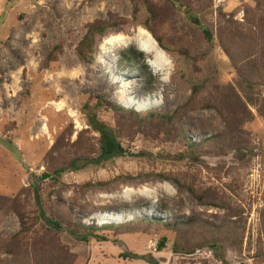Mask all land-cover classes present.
Segmentation results:
<instances>
[{
	"label": "rangeland",
	"instance_id": "1",
	"mask_svg": "<svg viewBox=\"0 0 264 264\" xmlns=\"http://www.w3.org/2000/svg\"><path fill=\"white\" fill-rule=\"evenodd\" d=\"M95 20L109 25L87 63L76 45ZM263 57L264 0H0V264H151L126 252L151 254L156 264H224L222 255L228 264H264V85L247 88L237 72L259 68ZM96 96L126 153L40 183L48 214L107 238L79 241L35 219L30 174L97 155L98 135L81 109ZM113 104L139 118L171 116V125L156 119L139 131ZM221 131L246 139L244 162L216 143L201 164L168 157L182 141ZM191 183L208 190L207 203L191 195ZM192 217L199 225L186 233L151 224ZM207 230L222 242L203 245Z\"/></svg>",
	"mask_w": 264,
	"mask_h": 264
},
{
	"label": "trees",
	"instance_id": "2",
	"mask_svg": "<svg viewBox=\"0 0 264 264\" xmlns=\"http://www.w3.org/2000/svg\"><path fill=\"white\" fill-rule=\"evenodd\" d=\"M10 1V0H7ZM263 1V0H262ZM148 22V21H146ZM109 25L104 24L103 22H100L99 20H95L92 23L88 24L86 26V32L85 34L81 37V39L78 41L76 45V55L79 58L80 61L84 62H91L93 60V55H94V47H95V38L97 36L103 37L105 36L106 29L108 28ZM112 26H118L117 22H113L110 24ZM203 36L206 39L207 42H211L213 40V35L208 29H203ZM263 34V33H261ZM154 39L158 43L159 46H161V39L153 34ZM134 54V52H132ZM230 59L233 61V58L231 56V53L228 51ZM122 54L126 57V60L129 61L131 59V54H125L122 52ZM51 55V53H50ZM262 63L260 64V67L258 68L255 66L254 63L249 64V70H238L237 72L239 75H241L243 78H246L244 80L248 85L246 86L247 88H251L254 90L253 85L254 84H259V85H264V57L262 60ZM246 73V74H245ZM241 77V78H242ZM248 77V78H247ZM254 83V84H253ZM199 90L198 86H193L192 88V94H196ZM191 94V95H192ZM94 104H89L85 103L83 104L82 108L85 110V120L88 125V127L98 135V143H99V148H98V153L95 157H75L72 158L65 166H59L55 167L47 172H43L40 175H35V174H30V177L32 178V183L31 187L33 190V196H34V201L37 209V214L35 216V219L38 222H42L43 225L46 227L55 230L57 232H65L67 233L71 238L79 241H88L89 239H95L97 241H105L107 238L103 236L102 234H98L95 232L93 227H87V226H80L74 224L72 220L68 224H65L62 220L59 218H56L54 215L48 214V211L45 209V207L42 204L41 197H40V183L45 180L51 181L53 184L58 183L62 177V174L66 172L67 170L70 171H78L80 169L85 168L88 165H102L104 162L109 161L114 158H118L123 156L126 151L125 148L122 146V142L120 137L118 136L116 130L100 119L98 112L104 107V102L101 100L99 96H96L94 98ZM224 102H222L221 108H223ZM188 105V104H187ZM123 105H112V109L120 112H125L127 113L126 115H130L131 117L133 116V119L136 122H139V125L136 127L139 131H150L153 129L154 125H158L154 123L156 119L159 121H164L165 125L169 126V122L171 123V116H159V118L153 117V114H147L143 118H139L136 115V112L131 109H126L122 107ZM210 107H214L216 109H219L217 105L211 104ZM220 110V109H219ZM261 111L264 114V104L261 106ZM148 120V121H147ZM150 121V122H149ZM152 122V123H151ZM176 123H181L180 122V117L178 115ZM174 123V124H176ZM181 130V127H180ZM164 132L167 133L166 130H163ZM174 128L171 129V127L168 128V135L172 136L173 135ZM216 141V142H214ZM205 142V143H204ZM216 143V145H214ZM208 145L206 150H203V146ZM214 145L215 148L220 149L222 151H234L235 158L239 159V161L242 163L244 162V154L248 151H250L251 146H247L246 144V139L242 136L240 140L235 139L232 136H229L227 132L221 131L218 134H213L210 135L208 138L204 137L203 140L200 142H183L180 146V148L175 152L171 153L168 152V157L170 158H175L177 160L181 161H187L189 163L194 164H201L203 160L201 159L203 153H213V147ZM143 156L146 157L147 159H152V153L148 151H141L137 154V156ZM160 176L163 179L166 180H172L179 186H183L181 181L173 176V175H167V174H160ZM185 187L191 195L199 202V203H207V197L204 196V191H206L203 188L196 187L192 183L191 184H185ZM208 191V190H207ZM144 222V221H143ZM146 223V222H144ZM197 223V218L192 217L189 219H184V220H175L173 222H163V221H154L153 224L154 226H162L165 229H175L178 226H184L188 227L184 230L186 233L187 231L194 229L198 225ZM117 226H107V229L111 228H116ZM202 229V226H201ZM209 234H211V237L209 239H205L203 242V245H210V246H216V244L222 242V238H218V230H207ZM165 237H162L159 242L157 249L162 250L165 246ZM178 245V244H177ZM180 246V245H179ZM124 258L126 259H131V260H143L145 262L151 263V264H156V259L151 255V254H138V253H122L121 254ZM220 260L224 264H228L226 260L224 259L223 255L220 256Z\"/></svg>",
	"mask_w": 264,
	"mask_h": 264
},
{
	"label": "bare ground",
	"instance_id": "3",
	"mask_svg": "<svg viewBox=\"0 0 264 264\" xmlns=\"http://www.w3.org/2000/svg\"><path fill=\"white\" fill-rule=\"evenodd\" d=\"M103 42H104V44H108V45H114L116 43H121V41H119V39H117V38H115V39H113V38H106L105 41H103ZM152 49L154 51L156 50V48H154V47ZM102 50L105 51V47H103ZM156 52H157V50L155 51V53Z\"/></svg>",
	"mask_w": 264,
	"mask_h": 264
},
{
	"label": "clouds",
	"instance_id": "4",
	"mask_svg": "<svg viewBox=\"0 0 264 264\" xmlns=\"http://www.w3.org/2000/svg\"><path fill=\"white\" fill-rule=\"evenodd\" d=\"M124 106V105H123ZM126 107V106H125Z\"/></svg>",
	"mask_w": 264,
	"mask_h": 264
}]
</instances>
